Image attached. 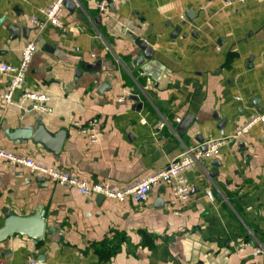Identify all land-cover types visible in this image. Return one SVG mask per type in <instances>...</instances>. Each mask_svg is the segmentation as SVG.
<instances>
[{
  "label": "crops",
  "instance_id": "obj_1",
  "mask_svg": "<svg viewBox=\"0 0 264 264\" xmlns=\"http://www.w3.org/2000/svg\"><path fill=\"white\" fill-rule=\"evenodd\" d=\"M51 1L0 0V61L19 65L25 44L34 43L13 103L2 99L10 75L0 73L1 149L88 185L124 189L167 167L184 147L229 135L264 108V0H77L74 11L64 7L63 27L36 29L30 17L41 18L39 8ZM24 27L31 28L27 38ZM140 40L153 53L136 65ZM24 91L45 94L51 111L33 109L20 99ZM94 117L100 134L91 141L79 129ZM20 128L63 138L54 148L34 136L19 143L11 134ZM184 175L191 188L185 203L164 183L137 203L83 195L2 160L0 259L264 264L256 251L264 246V122ZM38 208L52 235L44 232L35 242L17 231L1 233L9 218L29 217ZM241 241L249 243L242 251Z\"/></svg>",
  "mask_w": 264,
  "mask_h": 264
},
{
  "label": "built area",
  "instance_id": "obj_2",
  "mask_svg": "<svg viewBox=\"0 0 264 264\" xmlns=\"http://www.w3.org/2000/svg\"><path fill=\"white\" fill-rule=\"evenodd\" d=\"M97 6L100 11H103L105 9V2L100 1ZM63 9V0H52L48 6L39 8L38 12L41 15V18L37 15H32L29 20L36 29L42 28L46 23H50L60 28L64 26L60 19ZM33 49L34 43L32 41L25 44L22 50V58L19 65H12L7 62L0 61V73L10 75L6 90L2 95V99L6 104L13 103L12 94L14 90L23 84L24 75ZM20 99L30 101L33 109L39 111H51L50 106L47 104L49 97L45 94L24 91L21 94ZM259 122H264V108L244 120L235 128L233 133L229 135L210 138L202 143L184 147L178 155L171 159L167 167L146 175L133 185L124 189H115L102 183L88 185L84 180L73 176L62 169L40 165L30 156L17 155L7 152L1 148L0 161L5 160L8 163L26 167L32 172L45 175L53 182L68 185L83 195L88 196L101 194L118 200L130 197L137 203L143 202L152 188L156 187L160 183H164L168 186L173 198L183 204L190 198L191 192V188L187 182L184 172L197 165L200 160L215 157L218 154L220 147H222L225 143L233 140H239L246 133H248L249 129L254 124ZM163 125L164 122L161 121L159 123V127H162ZM79 131L81 134L88 135L91 141H96L100 134V130L98 129V119L95 117L90 119L87 122V125L80 127ZM203 146H205V149ZM249 232L250 234L252 233L251 231ZM248 245V242L241 241L238 243L237 248L242 251ZM256 251L257 253L264 254V246H258ZM0 264H4L1 259ZM26 264L41 263L36 260H29Z\"/></svg>",
  "mask_w": 264,
  "mask_h": 264
},
{
  "label": "water",
  "instance_id": "obj_3",
  "mask_svg": "<svg viewBox=\"0 0 264 264\" xmlns=\"http://www.w3.org/2000/svg\"><path fill=\"white\" fill-rule=\"evenodd\" d=\"M63 5L65 8H67L69 11H74V9L77 7V0H63ZM192 11L188 10L186 11V15L189 20L192 18ZM17 27H14L12 25H8V29L11 31H16ZM31 28L29 27H24L23 28V36L25 38L28 37V33L30 32ZM15 36H18V33L14 34ZM138 47L143 51V55H139L138 58L135 61L136 65H140L143 60L146 58L148 60H151V56L153 53V49H151L144 40H140L138 42ZM152 64V63H150ZM99 63H97V66ZM92 66V65H91ZM144 70H146L149 73V67L144 66ZM31 108V107H30ZM185 118H187L185 116ZM184 118V121H185ZM40 117H36V121H38ZM184 127H179V130H183ZM12 138L14 140H18L17 142L19 143H25L28 139H36L42 142L45 146L54 148V147H59L61 144V140L63 138V134L59 133L55 135V137H50L47 134L44 133H38L37 135H34V132L32 129H24L20 128L15 130L11 134ZM205 149V146H203ZM210 192L207 191V194ZM99 199H102V195H98ZM12 231H17L21 234H26L27 236L31 237L34 239L35 242H38L42 240L44 232L47 234L52 235L55 231L54 227L52 226H45V221L43 219V213L41 208L36 209V211L33 213V215L29 217H24V218H18L16 220L9 218L4 225V230H2L1 233H6V235L10 234ZM60 235V233H59Z\"/></svg>",
  "mask_w": 264,
  "mask_h": 264
},
{
  "label": "trees",
  "instance_id": "obj_4",
  "mask_svg": "<svg viewBox=\"0 0 264 264\" xmlns=\"http://www.w3.org/2000/svg\"><path fill=\"white\" fill-rule=\"evenodd\" d=\"M112 251H113L112 249H111V251H109V252H108L107 250H105V255H106V257H107L108 255H109V256L112 255V254L115 252V251H113V252H112ZM98 252H99V253H103L104 251L101 249V250L98 251Z\"/></svg>",
  "mask_w": 264,
  "mask_h": 264
}]
</instances>
